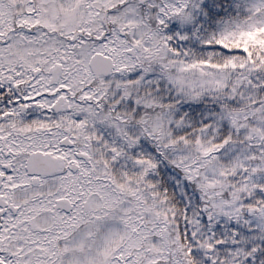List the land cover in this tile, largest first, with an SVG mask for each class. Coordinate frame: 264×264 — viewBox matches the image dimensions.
<instances>
[{
    "label": "snow or ice",
    "instance_id": "snow-or-ice-1",
    "mask_svg": "<svg viewBox=\"0 0 264 264\" xmlns=\"http://www.w3.org/2000/svg\"><path fill=\"white\" fill-rule=\"evenodd\" d=\"M0 264H264V0H0Z\"/></svg>",
    "mask_w": 264,
    "mask_h": 264
}]
</instances>
